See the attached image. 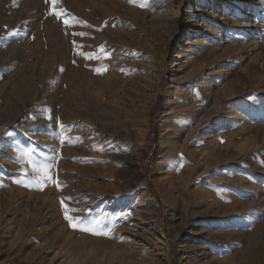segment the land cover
Returning <instances> with one entry per match:
<instances>
[{
  "label": "rangeland",
  "instance_id": "rangeland-1",
  "mask_svg": "<svg viewBox=\"0 0 264 264\" xmlns=\"http://www.w3.org/2000/svg\"><path fill=\"white\" fill-rule=\"evenodd\" d=\"M229 6L0 0V264H210L233 249L264 264V0H246L240 28ZM59 120L75 137L58 167ZM65 205L109 234L72 228Z\"/></svg>",
  "mask_w": 264,
  "mask_h": 264
},
{
  "label": "bare ground",
  "instance_id": "bare-ground-1",
  "mask_svg": "<svg viewBox=\"0 0 264 264\" xmlns=\"http://www.w3.org/2000/svg\"><path fill=\"white\" fill-rule=\"evenodd\" d=\"M229 1V8L222 14L221 17H223V21L226 25H229L230 27H233V28H236V27H242L244 24H243V21L240 19V15H239V9H243L244 5H245V2L246 0H228ZM99 2V1H98ZM112 2V1H111ZM107 3V2H106ZM197 24V23H196ZM214 34V33H212ZM100 40V39H99ZM98 43V42H97ZM116 49V48H115ZM133 53V52H132ZM196 78V77H195ZM170 90V89H169ZM209 91V90H208ZM226 98V97H225ZM90 99V98H89ZM99 98L96 99V101L98 100ZM171 100V99H170ZM177 101V100H176ZM95 103V102H94ZM117 103V102H116ZM168 103V102H167ZM171 103V102H169ZM118 104H119V101H118ZM120 105V104H119ZM133 105V104H132ZM135 105V104H134ZM172 105V104H171ZM91 106L92 103H91ZM94 107V106H93ZM114 107V106H113ZM136 107V106H135ZM147 107V106H146ZM146 107H144V109H146ZM99 108V107H98ZM119 108V107H118ZM115 109V108H114ZM125 109V108H124ZM123 109V110H124ZM143 108L140 109V108H137L136 111L132 112L131 115H130V123L132 125L131 129H130V133L133 137H135V139L140 142L141 139H142V131H143V126H144V122H145V111ZM73 110V109H72ZM117 111V109H116ZM127 111V110H126ZM234 114V113H233ZM71 116V115H69ZM73 118V117H72ZM71 118V119H72ZM228 120V119H227ZM197 127V125H196ZM196 127H192L188 132L187 134L184 136L182 133H180L179 135V140L180 142H182L183 144L186 143L187 141L190 140V137L193 135V133L195 132L196 130ZM67 129L64 130L63 128V125H62V122L61 120H59L57 122V126H56V130H55V134H54V140L57 139L59 145H56V150H57V153H58V164L57 166L59 167V165H61L62 161H63V156H62V148L64 147V142L65 140L67 141L69 138H74L75 137V132L73 135H68V136H65V131ZM74 130V129H73ZM76 130V129H75ZM68 131V130H67ZM186 132V131H185ZM77 134V133H76ZM65 137V138H63ZM71 142V140H70ZM179 144V143H178ZM181 145L179 146V149H180V152H177V155L180 156V154H182V149L184 148L185 145ZM187 144V143H186ZM124 145V144H123ZM127 145V144H126ZM125 145V146H126ZM128 146H126V148H128ZM61 149V150H60ZM191 158H193V153L190 155ZM164 157V156H163ZM91 159V158H89ZM170 166V165H169ZM160 164L156 166V171L161 169L160 168ZM191 167V166H189ZM86 168V167H84ZM83 168V172H86V169ZM188 176H189V172H188ZM187 176V177H188ZM188 180V179H187ZM186 191V190H185ZM177 192H178V200L180 201L179 203V209L180 211H184L185 207L188 205V199L186 196H185V192L183 190H178L177 189ZM187 194H188V191H186ZM126 193V192H125ZM131 193V192H130ZM97 195V194H96ZM190 197V196H189ZM117 200V199H116ZM167 209V207H165ZM115 222V221H114ZM117 223V222H115ZM115 225V224H114ZM216 230H213L211 233H215ZM241 243L243 244L244 241H245V237H244V231H241ZM234 252L232 254H228V252L225 253L224 256H222L221 260H216L214 263H210V264H261L259 263L258 261L260 260L259 258V254L258 252L256 251V249H252V253H253V260H254V263L252 261H250L248 255H247V250L248 249H233ZM218 255V254H217ZM215 258V257H214ZM144 262L147 264V259L145 258L144 259Z\"/></svg>",
  "mask_w": 264,
  "mask_h": 264
},
{
  "label": "snow or ice",
  "instance_id": "snow-or-ice-1",
  "mask_svg": "<svg viewBox=\"0 0 264 264\" xmlns=\"http://www.w3.org/2000/svg\"><path fill=\"white\" fill-rule=\"evenodd\" d=\"M56 0H53V4H55ZM130 2H134V0H130ZM139 6L141 7H150L151 5L149 3H141ZM59 15V14H58ZM101 51H103V49H101ZM82 55H84L83 53H81ZM86 58L88 59H92V58H96L95 54L93 53H88L86 55ZM96 71L98 73H102L103 71H106L105 69H96ZM51 167V165H43L40 168V172L41 175L39 176L38 179L34 180L33 183H35L37 186L39 187H43L44 183H46L48 180L51 179V177L48 174V169ZM18 183L20 181H17ZM25 186H32V184H26ZM63 204V201H62ZM72 211H77L75 209H71L69 208L67 205H65V218L69 221V224L72 228L74 229H79L81 231H86V232H90L94 235H107L109 234L108 232H105L102 230L101 227V221L98 219H94L91 221H86L85 218L82 217H73L71 215H69L70 212Z\"/></svg>",
  "mask_w": 264,
  "mask_h": 264
}]
</instances>
